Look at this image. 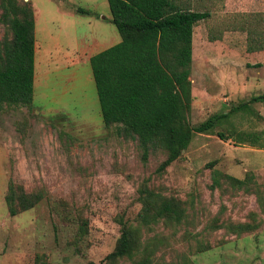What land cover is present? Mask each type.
<instances>
[{
	"label": "rangeland",
	"instance_id": "374dc122",
	"mask_svg": "<svg viewBox=\"0 0 264 264\" xmlns=\"http://www.w3.org/2000/svg\"><path fill=\"white\" fill-rule=\"evenodd\" d=\"M31 1L43 78L31 105L0 109V264H264V149L217 135L264 130V102L249 103L212 133H194L157 173L166 151L150 149L143 159L136 136L105 126L100 115L88 58L120 38L107 0ZM176 1L210 13L193 28L190 125L264 93V0ZM2 13L0 6V49L12 39ZM248 31L260 50H247ZM54 47L69 63L49 72L55 64L44 54ZM213 170L223 175L212 188ZM9 185L17 197L40 199L10 215ZM144 189L179 200L181 221L140 224ZM119 218L134 230V254L106 258L120 237Z\"/></svg>",
	"mask_w": 264,
	"mask_h": 264
},
{
	"label": "trees",
	"instance_id": "16d2710c",
	"mask_svg": "<svg viewBox=\"0 0 264 264\" xmlns=\"http://www.w3.org/2000/svg\"><path fill=\"white\" fill-rule=\"evenodd\" d=\"M111 21L120 41L89 57L105 126L115 124L125 135L136 136L146 159L150 149L163 148L166 157L156 172H163L184 151L194 133H212L237 111L251 102H264V93L250 98L203 122L191 126L192 36L196 23L210 17L207 10L186 7L176 0H107ZM2 19L12 39L4 41L0 51V109L3 104L31 105L34 89V12L32 5L18 0H0ZM84 12L83 8H77ZM213 39V38H211ZM262 44L248 31L247 50H260ZM221 139L234 137L264 149V130H234L229 135L217 132ZM218 170H213L211 187L219 185ZM238 185L244 180L224 175ZM40 196H16L9 185L5 202L10 215L34 206ZM140 224L151 226L160 220L181 221L184 208L174 197H163L144 189ZM19 207V209H18ZM120 237L106 258L133 257V228L119 218ZM146 264V262H138Z\"/></svg>",
	"mask_w": 264,
	"mask_h": 264
},
{
	"label": "crops",
	"instance_id": "0c3cea01",
	"mask_svg": "<svg viewBox=\"0 0 264 264\" xmlns=\"http://www.w3.org/2000/svg\"><path fill=\"white\" fill-rule=\"evenodd\" d=\"M28 1H30L31 5L33 7V12H34V41H35V48H34V82H33V84H34V86L38 87L42 83V79L41 78H43L42 75H40V74H38L36 72L38 63H41V61H42V54L40 53V49L42 47V40H41L40 37L37 38V32H38V28H37L38 11L37 10H38V8L35 7V4L32 3L31 0H28ZM58 4L59 5H64V6L66 5L67 8H68L67 3L66 2L64 3V1H62V2H60ZM118 35H119V33H118ZM119 37H120V35H119ZM111 41L112 42L108 44L109 46H111V45L119 42L120 41V38L117 41L116 37H113ZM94 42H98V40L97 39H94ZM106 45H107V43H106ZM105 48H107V47H102V49L100 48L98 51H101V50H103ZM52 50H56V48L55 47L54 48H49V50H47V52H45V54H44V56L46 57L45 62H47V63H54L55 64V65H53L51 67H48V71L49 72H56L59 69L65 67V66H68V63H69V59H67V56L68 55L64 54V52H62L61 55H53L51 53ZM98 51L92 53L91 55L97 53ZM88 61H89V58H88ZM45 78H46V73L44 75V79ZM97 101H98V96H97ZM90 102L91 101H89V104H90ZM98 103H99V101H98ZM99 109H100V106H99ZM100 115H101V112H100Z\"/></svg>",
	"mask_w": 264,
	"mask_h": 264
}]
</instances>
